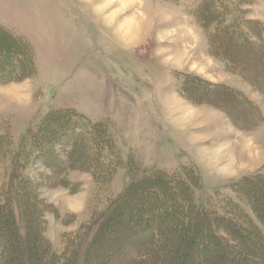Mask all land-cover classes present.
<instances>
[{
	"label": "trees",
	"instance_id": "obj_1",
	"mask_svg": "<svg viewBox=\"0 0 264 264\" xmlns=\"http://www.w3.org/2000/svg\"><path fill=\"white\" fill-rule=\"evenodd\" d=\"M174 1L191 3L209 53L264 98V20L244 17L236 0ZM36 73L32 44L0 23V84ZM179 92L221 109L244 131L264 120L260 106L232 85L187 73ZM37 161L56 185L73 170L93 175L88 217L64 235L61 251L46 235L45 213L55 208L39 196L30 169ZM120 168L130 175L116 192ZM0 176V264H111L118 255L122 264H264V173L229 183L232 194L217 189L199 201L202 180L194 166L167 170L125 160L110 122L72 107L49 109L18 141L1 115Z\"/></svg>",
	"mask_w": 264,
	"mask_h": 264
},
{
	"label": "rangeland",
	"instance_id": "obj_2",
	"mask_svg": "<svg viewBox=\"0 0 264 264\" xmlns=\"http://www.w3.org/2000/svg\"><path fill=\"white\" fill-rule=\"evenodd\" d=\"M236 1L244 17L264 20V0ZM190 5L0 0V23L28 39L37 65L34 77L0 84V116L10 121L15 139L49 109L72 107L92 121H109L125 160L167 170L194 166L202 180L199 201L217 189L232 194L229 183L264 173V120L244 131L221 109L193 103L179 92L184 75H197L241 88L264 114L262 95L209 53ZM30 169L39 179L40 198L55 208L45 213L46 235L61 251L64 235L88 217L93 175L73 170L67 183L56 185L45 180L50 170L40 161ZM128 173V168L117 171L116 192L127 184ZM114 258L111 264H122L124 257Z\"/></svg>",
	"mask_w": 264,
	"mask_h": 264
}]
</instances>
